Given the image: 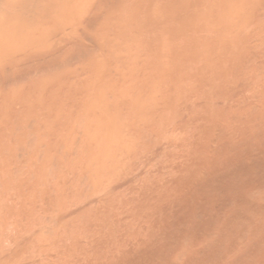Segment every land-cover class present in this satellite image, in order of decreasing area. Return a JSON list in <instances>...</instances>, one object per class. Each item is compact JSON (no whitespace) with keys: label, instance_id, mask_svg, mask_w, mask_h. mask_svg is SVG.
<instances>
[{"label":"bare ground","instance_id":"bare-ground-1","mask_svg":"<svg viewBox=\"0 0 264 264\" xmlns=\"http://www.w3.org/2000/svg\"><path fill=\"white\" fill-rule=\"evenodd\" d=\"M0 264H264V0H0Z\"/></svg>","mask_w":264,"mask_h":264}]
</instances>
